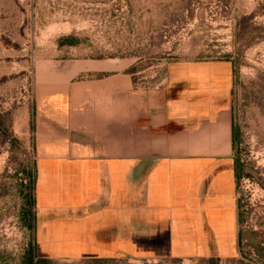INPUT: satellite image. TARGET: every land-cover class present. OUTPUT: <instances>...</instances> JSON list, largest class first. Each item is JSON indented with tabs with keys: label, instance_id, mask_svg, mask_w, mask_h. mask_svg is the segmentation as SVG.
Wrapping results in <instances>:
<instances>
[{
	"label": "rangeland",
	"instance_id": "1",
	"mask_svg": "<svg viewBox=\"0 0 264 264\" xmlns=\"http://www.w3.org/2000/svg\"><path fill=\"white\" fill-rule=\"evenodd\" d=\"M67 38L76 43L64 44ZM204 70L218 72L210 84ZM123 73L130 75L132 97L141 94L145 102L156 91L169 104L187 94L194 124L202 107L220 101L223 75L234 73L226 98L239 131L235 154L246 173L235 193L245 212L243 222L237 220L241 242L191 258L92 259L74 252L44 257L34 203L26 196L35 199V133L44 104L59 106L68 97L75 108L82 81L121 87ZM37 259L264 264V0H0V264Z\"/></svg>",
	"mask_w": 264,
	"mask_h": 264
},
{
	"label": "crops",
	"instance_id": "2",
	"mask_svg": "<svg viewBox=\"0 0 264 264\" xmlns=\"http://www.w3.org/2000/svg\"><path fill=\"white\" fill-rule=\"evenodd\" d=\"M203 73L209 84L218 75ZM223 77L220 101L202 107L198 124L187 94L169 104L156 91L145 102L141 94L132 97L127 73L121 87L82 81L75 108L68 97L59 106L44 104L34 148V213L44 257L191 258L236 242L226 98L234 73Z\"/></svg>",
	"mask_w": 264,
	"mask_h": 264
},
{
	"label": "trees",
	"instance_id": "3",
	"mask_svg": "<svg viewBox=\"0 0 264 264\" xmlns=\"http://www.w3.org/2000/svg\"><path fill=\"white\" fill-rule=\"evenodd\" d=\"M69 38H67V40H65L64 44L67 45H74L76 42H74V40H68ZM233 63V66L235 68V63ZM238 140H239V131L237 130V128L235 127L234 123H233V146H234V154L236 153L237 150V146H238ZM234 172H235V183H236V193L239 195L240 192V182L241 180L244 178V176L246 175L245 173V167L244 164L242 163V161L239 159V157L237 156V154H235L234 157ZM30 189V185H28V188ZM27 196V201L31 204L34 203V199L32 194L29 192L28 194H26ZM237 209H238V221L239 222H243V217H244V210H243V199L241 196L237 197ZM243 238V233L241 231L238 232V241L241 242ZM44 260L42 259H37L36 262H34V264H37L39 262H42ZM30 262H33V258L30 259Z\"/></svg>",
	"mask_w": 264,
	"mask_h": 264
}]
</instances>
